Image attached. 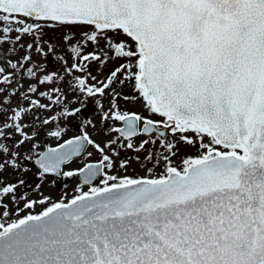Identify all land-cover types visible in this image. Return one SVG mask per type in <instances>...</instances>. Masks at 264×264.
I'll use <instances>...</instances> for the list:
<instances>
[{
	"label": "snow or ice",
	"instance_id": "snow-or-ice-1",
	"mask_svg": "<svg viewBox=\"0 0 264 264\" xmlns=\"http://www.w3.org/2000/svg\"><path fill=\"white\" fill-rule=\"evenodd\" d=\"M4 44L24 55L0 56V264H264V0H0ZM57 48L67 55L57 58L64 75L34 60L33 50L47 58ZM94 63L112 67L98 79ZM125 82L134 96L117 91ZM89 99L109 138L84 133L35 163L41 180L82 176L91 185L100 176L103 186L38 214L20 216L49 197H25L10 210L30 172L21 161L32 156L21 148L34 151L42 126L81 116ZM119 100L142 103L144 114L121 110ZM50 105L63 107L41 120ZM167 132L199 150L182 168L173 166L179 149ZM153 136L162 153L149 151ZM89 145L99 162L62 172ZM123 150L135 158H121ZM133 163L146 175L119 174Z\"/></svg>",
	"mask_w": 264,
	"mask_h": 264
},
{
	"label": "flooded vegetation",
	"instance_id": "flooded-vegetation-1",
	"mask_svg": "<svg viewBox=\"0 0 264 264\" xmlns=\"http://www.w3.org/2000/svg\"><path fill=\"white\" fill-rule=\"evenodd\" d=\"M52 57H53L52 54H50L49 57H47V58L45 57V63L44 64L51 66ZM117 63H120V61H118ZM57 84L60 85L59 83H57ZM117 91L121 92L122 95H128V96H134L135 95V92L133 89V84L128 83V82H125V84L123 85L122 88L118 87ZM69 99L71 100L72 98L69 97ZM44 102H47V101H44ZM102 103L105 105V108H107L108 99L104 98L102 100ZM118 103L120 105L121 110L136 111V112H140L141 114H144L143 105L140 102H128V101H124V100H119ZM50 106L52 108L51 112H47V111L42 112L43 117H45L46 113L48 114L47 115L48 119H51L52 116L57 115L62 110V107H63L62 105H60V106L50 105ZM77 106H79V105L78 104H70L69 108L72 109V108L77 107ZM83 113H86V115L81 114V116H78L75 119L61 117L58 121H53L52 124L48 125V127L46 126L48 129L46 128L45 134L49 137V139L51 141H55V142L51 143L50 141L46 140L45 145L42 148V150H46L49 148H59L60 145L64 144L67 140H71V139L75 138L76 136H81L84 133H87L92 139L96 140L97 142L108 139L109 137L104 136V134L100 132V129L102 127V123H101V119H100L101 114L99 112L95 111V105L91 99H89L88 106L85 108ZM94 118H98V120L96 122L93 121V123L96 125L95 128H93L90 125H87L86 123L83 122V121H86L87 119L94 120ZM110 123H113V122H110ZM51 126H53V127H51ZM115 126H122V125L115 124ZM61 128L64 129V132L62 133L61 138L57 139L55 137L48 135L49 131H56V130L61 129ZM161 130L163 131V129H161ZM67 131H70V133L67 134ZM143 138L144 137H140L139 139H137L136 143L139 144ZM13 139L18 141L20 138L17 135V136H13ZM152 139H157V137L153 136ZM164 139L167 141H172L173 143H175L177 145V147L179 149L177 151L176 156L173 158V161H172L173 165L177 162L179 153L183 152L185 149L190 151V153L192 154L191 157H194V156L199 154L198 149H190L182 141L176 139L175 133L167 132ZM38 142L41 143V141H38ZM6 143H9V145L14 148V145L11 144V141H6ZM161 144H162V141L157 139V143L154 146H152L149 149V151L157 153V154L162 153L164 151V149L162 148ZM183 146H185V147H183ZM89 153H91V155H89ZM139 155L141 156V158H143V156L145 154L140 153ZM128 156H131V157L134 156V158H135V154L132 153L131 150H123L121 153V158H125ZM36 157L37 156L34 157L32 163L38 171H41V169L39 167H37L35 164V158ZM99 160H100L99 154L96 152V150L92 146L89 145L81 156L73 157L68 163L61 165V170L64 173L69 172V171L75 172L81 168H84L87 164L98 163ZM149 167H151V165H149ZM152 171L156 176H158L163 171V166L153 168ZM109 174H117V173L109 172ZM119 174L122 176L123 175H129V176H132L133 178H140V177H143L146 175V170L144 167L138 166L137 164L133 163L132 166L127 169L126 172L121 170ZM44 176L50 177L51 179H53L56 182H61V189L62 190L65 188L67 191H69L68 187H69V185H72L74 188L71 189V191H69L70 193H79L80 191L87 192V191H89L90 187H92V186H96V187H102L103 186L102 185V179L103 178L100 176L96 177L92 181L91 185L84 184L82 176H73V177H67L65 175L56 176L55 174H51V173L45 174ZM74 183H76V185ZM68 200H70V199H68ZM64 202H67V200Z\"/></svg>",
	"mask_w": 264,
	"mask_h": 264
},
{
	"label": "rangeland",
	"instance_id": "rangeland-1",
	"mask_svg": "<svg viewBox=\"0 0 264 264\" xmlns=\"http://www.w3.org/2000/svg\"><path fill=\"white\" fill-rule=\"evenodd\" d=\"M59 31H63V30H59ZM49 35H51V32H49ZM12 45L10 44H4L2 47H0V56H3L5 54L10 55L12 58L13 62H17L18 59H20L23 55L24 52L22 50L19 49V45H16L17 48V53L16 54H12L10 52H8V49L11 48ZM47 49H45L46 51ZM87 51H91V49H87ZM52 61H51V66H48L49 72L55 71L57 73H59L60 75H64V68L62 65H60L58 63L57 58L59 56H64L65 59H67V55L66 53L60 49L57 48L56 52L54 54H52ZM33 56H34V60L36 63H40V64H44L45 63V57L41 56L37 53H35V51L33 50ZM72 61L69 60V63H71ZM118 62V61H117ZM5 67H7V65H4ZM112 67L111 64H109V66L107 68H98L97 65L94 63L91 65V70L93 75H96L98 77V79H103L106 75H108L110 68ZM28 78L25 77V80H27ZM61 85H54V87H60ZM15 87V85L13 86ZM25 89L28 87V84L25 83L24 85ZM37 87L41 88V90L43 91H49L51 90L49 87H45V86H41V85H37ZM12 89L10 88L9 91H11ZM65 92H68V89L65 87L64 88ZM38 94H33V98H36ZM68 96L70 98H72V94L70 92H68ZM42 102L46 101L43 98ZM17 103H20L19 101L13 99L12 104L13 106H15ZM24 106V105H21ZM44 111L38 112L37 115L40 116L41 120L42 119H48L47 118V113L45 115V117H43V113ZM83 115H86V113H83ZM33 119V117L31 116V114L28 115L27 121L28 123L31 122V120ZM98 120V118H94V122H96ZM48 127V125H47ZM46 126H42V130L38 133L37 135V139L34 140V144L38 145V147H36L34 149V151L32 152H28L26 147H22L21 148V152L27 155H31L32 156V160L31 161H21L22 165L24 167H27L28 169H30L29 174H27L24 178L27 181L26 186L22 187L20 189V197L21 200L17 201L16 203L13 204H9V209L10 210H16L19 211L20 208H23V199L26 197L28 200H38V199H44L45 197H49L50 201H49V205H45V206H41V205H37L36 207H34L32 210H28V209H24V211L22 213H20V216H23L25 214H29V212H31V214H38L39 212L44 210V207L46 206H50V203L52 202H60V201H66L65 198L71 199L74 195H77L79 193H70L69 191H71V189H73L74 187L72 185H69L68 190L67 191L65 188L62 190L61 189V182H56L53 179H51L50 177L44 176L43 180L40 179V171H38L35 166L33 165L32 161L34 159V157L42 150V148L45 145L46 140L50 141L51 143H54L55 141H51L49 139V137L45 134L46 131ZM53 127V126H51ZM48 129V128H47ZM70 131H67V134H69ZM9 135H11L9 133ZM38 141H41V143H39ZM185 147V146H183ZM192 154L190 153V151L188 150H184L183 152L179 153L178 156V160L177 162L173 165L176 166L178 168H182L183 167V160L186 158L191 157ZM129 157V156H128ZM134 159V156H132ZM14 177L6 174L5 175V179L11 180ZM76 185V183H74ZM17 217L15 215H13L12 219H16Z\"/></svg>",
	"mask_w": 264,
	"mask_h": 264
},
{
	"label": "water",
	"instance_id": "water-1",
	"mask_svg": "<svg viewBox=\"0 0 264 264\" xmlns=\"http://www.w3.org/2000/svg\"><path fill=\"white\" fill-rule=\"evenodd\" d=\"M45 152H47V150H44L42 153H45ZM42 153H40V154H42ZM37 159H39V156H37L36 158H35V161L37 160ZM36 164V163H35ZM36 166H38L37 164H36ZM39 167V166H38Z\"/></svg>",
	"mask_w": 264,
	"mask_h": 264
}]
</instances>
